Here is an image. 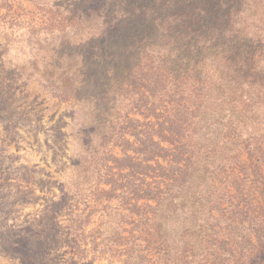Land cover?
I'll return each mask as SVG.
<instances>
[{
	"label": "rangeland",
	"instance_id": "374dc122",
	"mask_svg": "<svg viewBox=\"0 0 264 264\" xmlns=\"http://www.w3.org/2000/svg\"><path fill=\"white\" fill-rule=\"evenodd\" d=\"M173 1H191L195 8L200 5L199 12L211 0H0V264H264V190L252 197L236 188L229 192L237 178L257 184V167L264 170V87L259 83L250 84L255 111H239L240 124L234 123L239 129L257 124L246 128L254 137L253 165L233 163L227 173L217 170L214 187L220 190L209 198L208 208L216 206L199 214L205 222L186 239L187 246L179 244V229L171 231L169 258L150 254L137 241L141 222L158 205L159 183L164 190L165 183L180 177L177 155L179 149L186 152L168 121L175 103L155 95L167 81L160 65H188L200 53L207 55L196 37L205 33L202 28H175L177 17L164 7ZM212 1L218 5L220 0ZM244 2L252 6L255 21L264 18V0ZM131 67L138 72L128 114L115 99L97 106L108 89L116 97L114 88ZM88 81L97 86H81ZM101 130L118 133L121 147L95 150V170H78L91 145H106ZM242 141L237 136L247 161ZM81 174L95 182H80L77 210L59 217L53 213L50 222L47 209L67 198V183L77 186ZM100 177L130 182L128 193L114 198L111 208L95 202ZM223 185L228 190L221 191ZM73 220V244L46 249L47 225L53 229L57 221L67 228ZM185 247L203 255L192 257Z\"/></svg>",
	"mask_w": 264,
	"mask_h": 264
},
{
	"label": "trees",
	"instance_id": "16d2710c",
	"mask_svg": "<svg viewBox=\"0 0 264 264\" xmlns=\"http://www.w3.org/2000/svg\"><path fill=\"white\" fill-rule=\"evenodd\" d=\"M191 3L192 5H190ZM167 6L172 8L173 15L177 17L174 21L175 28L194 25L205 31V33H198L196 37L201 39V43H204L203 49L207 55L201 56L200 53L188 65L183 63L171 67L165 64L160 65L167 81L155 95L156 98L175 103L174 115L168 117V121L177 128V142H180L186 151L183 153L179 149L180 153L177 155V157L181 156L180 161L177 162L180 165L177 171L180 177L171 183H165L164 190L161 189L163 183H159L158 205L152 211L151 217H147L141 222L142 229L137 237V241L146 244V248L151 250L150 254H155L160 259L162 256L164 259L171 255L172 251L168 252L169 246H167L170 242L168 238L172 237L171 231L179 229L180 233L177 237L179 244L187 246L186 239L192 237L195 229L201 228L205 222L200 219L199 214L206 212V209H208L207 214L212 213L211 207L216 205L208 208L209 198L220 190V187H214V174L218 172L217 170L227 173L229 169L233 170L232 167H229L233 163L253 165L252 144H254V137L251 136V131L246 128H255L257 124L255 122L247 123L243 125L242 129H239V127H235L234 123L238 119L239 111L247 113L252 108L250 95L254 90L251 89V85L259 83L264 87V18L257 19L259 24L256 25V21L251 17L252 6L250 7L244 0H225L223 2L220 0L218 5H216V1L211 0L210 4L201 6L199 12L196 10L200 5H196L195 8V4L191 1L185 3L173 1L170 5H164L165 8ZM256 15L260 14L256 12ZM126 58L130 60L132 54L128 53ZM137 72L136 68L131 67V70L124 76L123 82L114 88L116 97L111 98L110 89H108L103 97L96 99V105L102 108L105 103L115 99L121 107L125 105L123 109L128 114L127 112L131 110L129 107L132 104V94L136 90V82L132 80ZM117 82L119 81L117 80ZM89 84H92V88L97 86L95 82L91 83L90 81L81 86L90 88ZM106 87L108 84L104 85V88ZM170 98L174 100L167 101ZM223 104L224 109L222 110ZM251 111H255V108H252ZM259 122L261 121L256 123ZM105 123H107L106 120ZM237 124L240 122L236 123V126ZM101 133H103L101 137H104L106 145L104 142L98 143L96 146L91 145L88 151L89 157L77 168L78 170L82 169L83 172L88 173L90 168L94 169L93 164L99 160L97 156H93L95 150L97 153H104L109 146L121 147L117 143L121 139L118 133L102 130ZM237 136L244 139L242 144L247 150L246 160L248 162L239 152ZM98 146L100 148L96 149ZM176 149L178 147H175V157ZM164 151L166 150L160 149V152ZM124 156L127 157L125 153ZM262 156V150L256 153L255 166L259 162L258 157ZM210 168L211 173L208 172ZM244 172L249 175L246 171ZM82 174L77 177V186L74 187V183L71 182L67 183V198L53 202L47 209L45 218L50 217V222L56 218L51 217L53 213L59 217L63 216L62 213L66 210H69L70 213L77 210L75 205L77 201L74 198L80 195V182L83 184H88L87 180L95 182H93L94 178L88 175L82 177ZM208 175L213 178L208 180ZM255 176L257 184L256 181H251V186H249L248 179L237 178L236 184L233 182L230 184L229 192L231 193V190L236 188L235 191L247 194L248 197L254 196L256 192L262 194L264 170L261 166L257 167ZM95 184V202L100 207L106 206L105 202L109 203L106 208L112 207L111 203L114 198L124 197L130 186L129 181L125 182L123 179L115 177L109 179L100 177ZM228 187L229 185L221 187V191L228 190ZM194 213L197 215L195 216ZM213 219L214 217H212ZM76 223L77 220H73L69 222L67 228H63L56 221V225L52 224L53 229L47 225L44 235L46 249L56 245L62 247L66 244H73L77 236L73 225ZM166 247L167 249H165ZM195 248L189 249L188 247L186 252H190L192 257L202 256L203 254H198L199 251H195ZM183 252L181 251V254H184Z\"/></svg>",
	"mask_w": 264,
	"mask_h": 264
}]
</instances>
